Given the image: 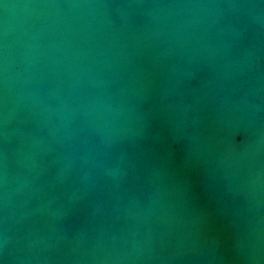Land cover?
Returning <instances> with one entry per match:
<instances>
[{"label": "water", "instance_id": "water-1", "mask_svg": "<svg viewBox=\"0 0 264 264\" xmlns=\"http://www.w3.org/2000/svg\"><path fill=\"white\" fill-rule=\"evenodd\" d=\"M0 264H264V0H0Z\"/></svg>", "mask_w": 264, "mask_h": 264}]
</instances>
